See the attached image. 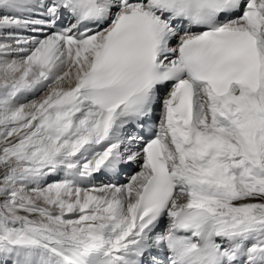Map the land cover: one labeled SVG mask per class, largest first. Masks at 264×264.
I'll return each instance as SVG.
<instances>
[{
    "label": "snow or ice",
    "instance_id": "1",
    "mask_svg": "<svg viewBox=\"0 0 264 264\" xmlns=\"http://www.w3.org/2000/svg\"><path fill=\"white\" fill-rule=\"evenodd\" d=\"M0 264H264V0H0Z\"/></svg>",
    "mask_w": 264,
    "mask_h": 264
}]
</instances>
